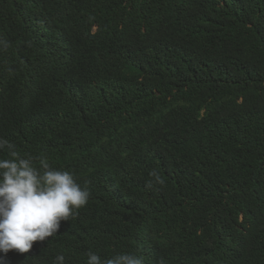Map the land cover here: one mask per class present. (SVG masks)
Here are the masks:
<instances>
[{"label": "trees", "instance_id": "16d2710c", "mask_svg": "<svg viewBox=\"0 0 264 264\" xmlns=\"http://www.w3.org/2000/svg\"><path fill=\"white\" fill-rule=\"evenodd\" d=\"M0 138L90 193L0 264H264V0H0Z\"/></svg>", "mask_w": 264, "mask_h": 264}, {"label": "clouds", "instance_id": "9594fccd", "mask_svg": "<svg viewBox=\"0 0 264 264\" xmlns=\"http://www.w3.org/2000/svg\"><path fill=\"white\" fill-rule=\"evenodd\" d=\"M5 149L12 158H0V253L6 255L10 250L27 253L34 243L57 233L62 222L87 204L90 193L76 182L71 172L55 169L46 161H41L38 169L33 166L32 157H21L14 144L0 138V151ZM64 260L62 254L56 257L57 264H64ZM87 264H143V261L130 253L104 260L89 252Z\"/></svg>", "mask_w": 264, "mask_h": 264}]
</instances>
